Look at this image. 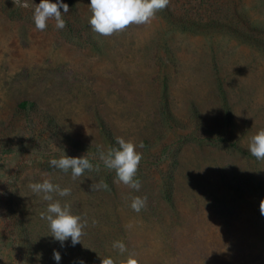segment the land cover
Instances as JSON below:
<instances>
[{
	"label": "rangeland",
	"instance_id": "rangeland-1",
	"mask_svg": "<svg viewBox=\"0 0 264 264\" xmlns=\"http://www.w3.org/2000/svg\"><path fill=\"white\" fill-rule=\"evenodd\" d=\"M63 3L66 28L37 31L34 7L0 0V264H57L54 250L59 264H264V162L248 151L264 129V0H171L111 37L91 30L90 0ZM116 137L145 145L138 192L98 159ZM65 154L100 170L73 181L49 163ZM44 179L71 187L54 200L87 220L81 244L50 236L28 187Z\"/></svg>",
	"mask_w": 264,
	"mask_h": 264
},
{
	"label": "clouds",
	"instance_id": "clouds-1",
	"mask_svg": "<svg viewBox=\"0 0 264 264\" xmlns=\"http://www.w3.org/2000/svg\"><path fill=\"white\" fill-rule=\"evenodd\" d=\"M13 3L15 7L25 9L34 7L33 21L37 31H46L49 21H54L53 26L56 30H64L67 26L63 16L69 13V5L63 3V0H58L57 3L51 0H41L38 5L33 2L30 4L29 0H13ZM170 3L171 0H90L89 24L94 33L103 37H111L127 31L132 25L151 24L157 13L168 8ZM116 144L118 147L110 146L106 151L102 148L98 149V159L106 169L115 171L114 183H122L138 192L142 185L137 179V173L143 160V154L138 149H143L145 145L143 142L137 145L131 141H125L123 137H116ZM248 151L258 161L264 162V129L252 136ZM49 163L65 174L71 171L73 181L82 177L85 172H99L100 170V165H94L87 155L70 157L65 154L58 159H51ZM28 187L34 194L42 195V199L48 202L46 213H41V219H46L48 222L50 236L60 242L62 247L69 238L73 247L81 244L86 234L87 220L80 215H74L69 203L62 204L60 200H54V195L70 196L71 187L61 188L59 184H54L49 179L30 183ZM89 187L91 192H95L102 189L107 190L108 185L101 179L99 182H93ZM146 206L147 196L132 198L130 207L133 211L139 213ZM260 213L264 216V200L260 202ZM113 248L118 249L120 253L127 251L122 241L113 242ZM53 258L59 264L60 252L54 250ZM79 264H85V262L80 260ZM101 264H114V260L111 257H105L102 258ZM127 264H138V261L130 257Z\"/></svg>",
	"mask_w": 264,
	"mask_h": 264
},
{
	"label": "trees",
	"instance_id": "trees-1",
	"mask_svg": "<svg viewBox=\"0 0 264 264\" xmlns=\"http://www.w3.org/2000/svg\"><path fill=\"white\" fill-rule=\"evenodd\" d=\"M29 104H33V103H31V102H29V101H23V102L20 103V106L23 107V108H25V107H27ZM219 140H220V139H219Z\"/></svg>",
	"mask_w": 264,
	"mask_h": 264
}]
</instances>
